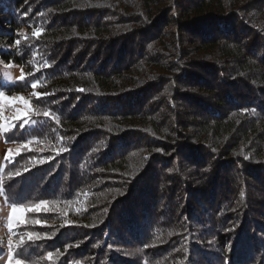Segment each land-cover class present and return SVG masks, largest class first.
Wrapping results in <instances>:
<instances>
[{
    "label": "trees",
    "instance_id": "16d2710c",
    "mask_svg": "<svg viewBox=\"0 0 264 264\" xmlns=\"http://www.w3.org/2000/svg\"><path fill=\"white\" fill-rule=\"evenodd\" d=\"M6 64L16 259L264 264V0H0Z\"/></svg>",
    "mask_w": 264,
    "mask_h": 264
},
{
    "label": "rangeland",
    "instance_id": "374dc122",
    "mask_svg": "<svg viewBox=\"0 0 264 264\" xmlns=\"http://www.w3.org/2000/svg\"><path fill=\"white\" fill-rule=\"evenodd\" d=\"M24 72V68L20 65L6 64L1 68L0 83L14 85L22 79ZM0 92L3 91L0 90ZM3 93L8 99H0V171L3 170L6 163L11 162L21 151V146L8 142L6 135L14 128L17 122L22 121L21 125L23 124V126L27 124L24 121L32 109L31 98L40 95L36 89H31L23 93ZM13 97H20L21 99H11ZM25 113L27 114L25 115ZM18 115L20 116L19 119L16 118ZM9 150H11L10 153ZM6 154L9 155V159L7 160L5 159ZM12 208L13 206L4 202L0 186V250L2 252L0 255V264H8L9 238L11 237L12 239L13 247L18 241L14 237V229L23 224L25 218L26 211L24 208L18 207L23 210L16 214H12ZM15 260L17 259L13 256L12 251V264H15Z\"/></svg>",
    "mask_w": 264,
    "mask_h": 264
},
{
    "label": "snow or ice",
    "instance_id": "6c2138e0",
    "mask_svg": "<svg viewBox=\"0 0 264 264\" xmlns=\"http://www.w3.org/2000/svg\"><path fill=\"white\" fill-rule=\"evenodd\" d=\"M73 31H75V29ZM36 87H37V84L36 83H33L32 84V88H36ZM0 99H8V98L5 97V95H4L3 92H0ZM11 99H21V98L20 97H13ZM26 114L27 113H25V115ZM44 115L47 116L48 113L45 112ZM16 118L19 119L20 116L18 115ZM24 123H27V120H25ZM20 127H23V124L20 125ZM23 147L27 148L28 147V144L23 145ZM61 151H63V149H61ZM10 152H11V150H9V153ZM5 159L6 160L9 159V155L8 154H6ZM245 159H248V157H245ZM39 163L43 164L44 161L43 160H40ZM17 175H20V173L18 172ZM44 207H46V202L45 201H41L39 204L35 205V210H39V209L44 208ZM22 210H23L22 208H18L17 206H13V208H12L11 211H12V214H16L17 212L22 211ZM29 210H32V209H29ZM34 223L40 224L42 222L37 220ZM170 235H171V233H170ZM28 236H29V239H31L32 236H33V234L32 233H29ZM18 243H23V239L21 238V240L18 241ZM8 246H9V261H8V264H12V239H11V237L9 238ZM49 255H51V254H49ZM15 264H23V261L20 260V259H17V260H15Z\"/></svg>",
    "mask_w": 264,
    "mask_h": 264
}]
</instances>
